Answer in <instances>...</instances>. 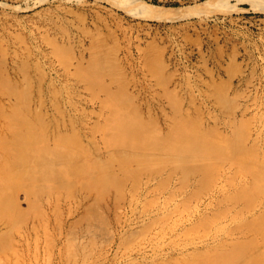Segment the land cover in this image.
Segmentation results:
<instances>
[{
    "label": "rangeland",
    "instance_id": "374dc122",
    "mask_svg": "<svg viewBox=\"0 0 264 264\" xmlns=\"http://www.w3.org/2000/svg\"><path fill=\"white\" fill-rule=\"evenodd\" d=\"M0 108L93 130L98 264H264V213L242 215L264 200V0H0Z\"/></svg>",
    "mask_w": 264,
    "mask_h": 264
},
{
    "label": "bare ground",
    "instance_id": "6f19581e",
    "mask_svg": "<svg viewBox=\"0 0 264 264\" xmlns=\"http://www.w3.org/2000/svg\"><path fill=\"white\" fill-rule=\"evenodd\" d=\"M146 14L171 17L158 6L148 7ZM88 131L92 138L85 143L74 139L71 123L54 122L41 111L0 108V255L19 238L28 250L26 264H41V255L50 252V264H65L72 257L78 264H98L94 234L87 237L79 230L84 224L89 232L95 230L96 222H107L115 207L110 200L99 204L100 184L109 185L111 172L100 167L96 136ZM121 141L126 144L124 138ZM165 145L160 149L169 151ZM186 147L199 151L197 142ZM22 198L27 209L21 206ZM245 208V219L256 221L264 213V200ZM41 229L43 235L30 242L29 234ZM110 231L115 234L119 229L110 226Z\"/></svg>",
    "mask_w": 264,
    "mask_h": 264
}]
</instances>
